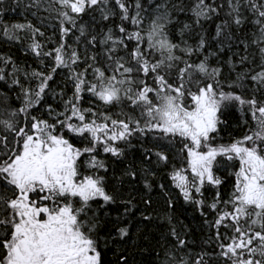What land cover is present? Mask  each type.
I'll return each instance as SVG.
<instances>
[{
  "label": "snow or ice",
  "instance_id": "obj_1",
  "mask_svg": "<svg viewBox=\"0 0 264 264\" xmlns=\"http://www.w3.org/2000/svg\"><path fill=\"white\" fill-rule=\"evenodd\" d=\"M0 43V264H264V0H0Z\"/></svg>",
  "mask_w": 264,
  "mask_h": 264
},
{
  "label": "trees",
  "instance_id": "obj_2",
  "mask_svg": "<svg viewBox=\"0 0 264 264\" xmlns=\"http://www.w3.org/2000/svg\"><path fill=\"white\" fill-rule=\"evenodd\" d=\"M15 15V14H12ZM19 18V17H17ZM8 50L5 45L0 43V51ZM17 57H19L21 60L25 59L23 53L16 49L12 48L10 49ZM182 218L185 220V222L196 232L197 235H199V214L191 207H185V209L181 210Z\"/></svg>",
  "mask_w": 264,
  "mask_h": 264
}]
</instances>
